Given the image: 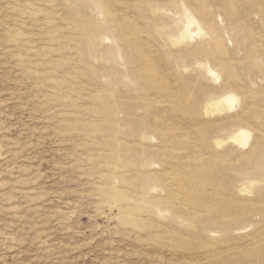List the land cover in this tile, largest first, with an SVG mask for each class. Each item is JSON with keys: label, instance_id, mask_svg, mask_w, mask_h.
<instances>
[{"label": "rangeland", "instance_id": "rangeland-1", "mask_svg": "<svg viewBox=\"0 0 264 264\" xmlns=\"http://www.w3.org/2000/svg\"><path fill=\"white\" fill-rule=\"evenodd\" d=\"M0 264H264V0H0Z\"/></svg>", "mask_w": 264, "mask_h": 264}]
</instances>
